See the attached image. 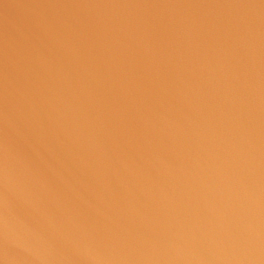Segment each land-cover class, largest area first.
Segmentation results:
<instances>
[{
	"label": "water",
	"instance_id": "water-1",
	"mask_svg": "<svg viewBox=\"0 0 264 264\" xmlns=\"http://www.w3.org/2000/svg\"><path fill=\"white\" fill-rule=\"evenodd\" d=\"M0 264H264V0H0Z\"/></svg>",
	"mask_w": 264,
	"mask_h": 264
}]
</instances>
